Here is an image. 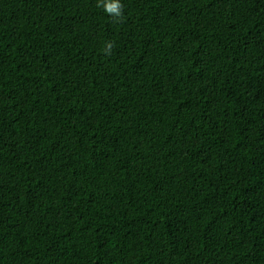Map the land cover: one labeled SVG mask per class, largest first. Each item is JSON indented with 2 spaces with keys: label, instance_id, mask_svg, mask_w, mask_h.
Returning a JSON list of instances; mask_svg holds the SVG:
<instances>
[{
  "label": "trees",
  "instance_id": "obj_1",
  "mask_svg": "<svg viewBox=\"0 0 264 264\" xmlns=\"http://www.w3.org/2000/svg\"><path fill=\"white\" fill-rule=\"evenodd\" d=\"M0 0V264H264V0Z\"/></svg>",
  "mask_w": 264,
  "mask_h": 264
},
{
  "label": "clouds",
  "instance_id": "obj_2",
  "mask_svg": "<svg viewBox=\"0 0 264 264\" xmlns=\"http://www.w3.org/2000/svg\"><path fill=\"white\" fill-rule=\"evenodd\" d=\"M97 7H102L107 14L118 18V22H120L123 5L119 0H104L102 4L98 3Z\"/></svg>",
  "mask_w": 264,
  "mask_h": 264
}]
</instances>
